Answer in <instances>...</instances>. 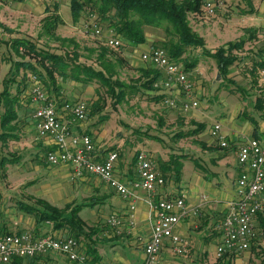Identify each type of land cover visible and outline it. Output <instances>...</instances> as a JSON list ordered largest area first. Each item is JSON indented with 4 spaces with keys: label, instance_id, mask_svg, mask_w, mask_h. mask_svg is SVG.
Here are the masks:
<instances>
[{
    "label": "rangeland",
    "instance_id": "rangeland-1",
    "mask_svg": "<svg viewBox=\"0 0 264 264\" xmlns=\"http://www.w3.org/2000/svg\"><path fill=\"white\" fill-rule=\"evenodd\" d=\"M216 1H220L221 6L217 8L214 15H206L204 12L188 15L190 26L203 37L205 48L214 51L228 42L241 39H245V42L242 48L237 50L241 59L230 67L229 77L232 82L227 79L222 81L221 77L217 78L216 61L205 53L202 47L188 48L183 54V57L189 61H195V65L185 71L193 83L192 97L197 101V107L186 110L180 103L176 106H168L163 99H154L156 93L160 92L174 97L178 102L186 98L181 91L171 94L161 83L156 86L154 83L158 91H142L130 87L134 85V80L138 77L137 67H154L148 62L141 61L140 55L142 50L162 48L158 46L165 37V31L161 25L145 26L146 41L137 46L126 44L119 37L122 45L118 51H121L120 55L126 61L119 68L118 78L128 85L127 94L121 101L117 102L114 96L106 92L107 87L97 82L85 84L69 78L62 79L59 76L56 80L59 86L58 94H53L63 101L75 99L87 101L89 110L86 117L76 125L87 130L99 147L104 145L109 148L117 144L125 150L129 160L137 150L148 151L152 153L158 164L160 162L171 164L170 159L179 157V178L175 179V175L171 172L169 174L174 176V179L170 178L174 180L175 185L179 186L178 189L174 188L173 192H179L190 202L195 203L200 201L202 193L207 198L205 200L219 196L225 199L231 196L233 178L237 174L233 158L225 160L228 161L227 164L224 162L218 165L214 156L223 149L218 147L216 140L209 141L210 127L216 121L228 123L229 117L230 123L237 122L236 124L239 123L238 125L242 126L250 121V116L257 121H264L259 111L253 106L257 95L263 92L261 89L264 88V79L258 73L254 81L249 71L252 62L259 56H264V24L262 26L264 0ZM49 13H57L61 19V22L58 21L56 25L55 35L72 37L77 41L78 61L98 67L96 52L91 48L98 47L105 38L94 35L89 28H86L91 13L85 12L80 21L74 23L70 0H0V91L3 88V79L10 77L13 71V82L17 77H21L24 83L32 79L28 69L20 67L17 70L16 62L35 63L29 51L22 48L20 49L22 53L17 54L6 41L30 40L38 48L43 47L56 53L64 52L60 41L43 32V24ZM94 17L97 19L96 15ZM97 22L100 21L97 19ZM100 23L102 29H106V24ZM249 29L255 30L252 38ZM67 50L71 51V46ZM164 74L161 70V75ZM13 82L9 86L11 95L15 94ZM97 85H100L98 86L99 99L95 92ZM43 88L45 89L44 86ZM45 91L47 94L51 93L48 89ZM94 105L103 114V120H100L95 112L90 114L94 110ZM4 109L3 102L0 100V112ZM198 128L199 131L193 132ZM6 144L0 143L1 151ZM13 144H18V148H14V153L16 155L20 152V157L0 160V197H5H3L6 199L5 205L22 203V201L37 203L43 200L65 213L79 207L80 215L85 219L84 222L92 227L99 222L97 214L106 215L111 211L108 204H88L101 197L112 202L113 195L107 191L103 183L90 177L89 180L72 179L71 171L67 167H51L46 162L42 151L38 157L36 150L34 152L32 148H27L30 143ZM13 144H9L10 147ZM209 145L213 147L210 148ZM115 149L118 154L120 153L119 158H121L122 151L117 147ZM181 179L182 182L179 183ZM169 182L173 187L172 181L169 180ZM88 224H86L87 229L90 227ZM258 240L260 247L263 248L264 233L258 235ZM80 241L83 243L84 239ZM251 245L249 249L235 254L236 259L234 258L231 264H259L261 259H264V255H256ZM203 248L207 249L209 259H214V243H208ZM193 250L188 247L183 254L167 251L160 259L159 254L157 264H220L218 258L200 259L196 255L194 259L188 255V253L192 254Z\"/></svg>",
    "mask_w": 264,
    "mask_h": 264
},
{
    "label": "built area",
    "instance_id": "built-area-1",
    "mask_svg": "<svg viewBox=\"0 0 264 264\" xmlns=\"http://www.w3.org/2000/svg\"><path fill=\"white\" fill-rule=\"evenodd\" d=\"M201 1L206 15H214L221 6L220 1ZM90 16L86 28L96 36H104L108 45L119 47L121 40L113 35V31L102 29L95 15ZM140 57L142 61L164 71L165 76L159 77L155 86L161 83L171 94L177 89L186 97L178 102L174 97L166 96L163 98L166 105L176 106L180 103L186 110L197 107L198 103L192 97L193 83L181 62L170 58L166 50L158 47L142 51ZM258 73L264 79V67L259 68ZM32 80L29 97L34 108L38 133L49 135L56 144L55 150L47 152L46 161L51 165L69 164L75 175L91 173L123 197L128 204V227L125 229L127 233H131L135 225L137 190H144L149 195L151 207V236L143 247V264H157L158 255L165 242L171 245L176 254H183L188 241L176 233L175 227L189 212L196 213L198 207L188 206L183 194L151 198L165 183V177L154 156L148 151H137L134 162L136 177L128 184L121 181L115 175L118 153L110 150L103 156L99 155L90 134L73 130L72 123L83 121L86 117V101L64 102L61 108L69 115L70 120L64 119L58 112L56 102L49 97L41 82L35 76H32ZM209 135L221 147L228 146L219 122L210 127ZM236 161L241 167L236 179V196L227 203L226 212L219 224L221 239L216 247V256L225 252H243L250 248L252 240L264 233V228L259 226V218L264 217V136L243 138L237 146ZM105 223L120 232L122 218L112 213L106 217ZM48 253L64 255L71 264H92L81 243L74 237L53 234L35 236L28 230H0V264H10L14 257H34Z\"/></svg>",
    "mask_w": 264,
    "mask_h": 264
},
{
    "label": "trees",
    "instance_id": "trees-1",
    "mask_svg": "<svg viewBox=\"0 0 264 264\" xmlns=\"http://www.w3.org/2000/svg\"><path fill=\"white\" fill-rule=\"evenodd\" d=\"M54 6L56 7L57 5ZM70 10L74 23L79 22L85 15V12L93 13L100 22L106 24L107 30L111 29L113 31L115 37H120L126 44L133 46L145 43V26L161 25L165 31V37L160 41L158 46L164 48L170 58L179 62L182 61L185 69L188 70L195 65V61H189L186 57H183V54L188 48L195 49L202 47L203 51L208 53V55L216 61L218 73L222 81L227 79L229 82H232V79L229 77L230 67L237 60L241 59L237 54V50L241 49L245 42V39L228 42L225 45L219 46L214 51L205 48L203 37L192 29L188 19L189 14L196 15L199 12H204L201 0H70ZM58 21L61 22V19L57 13H49L43 24V32L48 36H52L55 40L60 41L63 47V53L52 52L43 47L38 48L30 40L14 39L10 42L6 41L17 54L22 53L20 49L23 48L33 55L31 58L34 59L35 63L31 61H23V63L20 61L16 62L15 66L17 65V70H19L20 67L28 69L32 76H35L41 84H43L45 89L50 90L51 93L48 95L51 99L54 98L53 100H55V102L56 97L54 95L58 94L57 92L59 90V86L56 84L58 76L62 79L69 78L85 84L97 82L101 86H106V92L114 96L117 102L124 99L127 94L126 88L128 85L118 78L119 68H121L126 61V59L120 55L121 51H118L122 42L119 47H113L103 41L98 47L91 48V50L96 52V64L98 65L96 68L93 65L78 61L79 53L76 48L79 45L74 38L55 35V28ZM100 22L98 23L101 26ZM249 33L252 38L255 35V30L249 29ZM70 46L72 50L68 51L67 48ZM261 67H264V59H257L252 62L249 71L254 77V81H256V75H258V70ZM13 72L10 73V77L3 79V88L2 91H0V100L3 102L5 108L2 114H0L1 125L6 121L9 122L13 120L15 116L14 108L19 102L18 95H11L9 91L10 83L13 82ZM137 72L138 77L134 80V85H130V87L142 91H158L154 86V83L161 75V71L158 68L152 66H139L137 67ZM100 85L96 86L95 92L97 96L99 92L98 86ZM261 90H263V92L257 95L253 106L254 109L259 111V115L264 120V88ZM165 96V93H156L154 99H163ZM97 98L99 99V96ZM57 100L58 103L56 102V105H62L66 102L61 99ZM95 105L93 106V112L90 114L92 115L95 112V114L99 115V119L103 120V114L100 113ZM249 119L254 125V136H259L257 133V119L253 116H250ZM197 131H199V128L193 130V132ZM88 134L90 133L88 132ZM180 135L181 134H179V136ZM218 147L223 150L227 149L220 145H218ZM178 158L179 157H175L173 160H169V162L171 161L174 163L173 166L172 163L160 162L158 165L162 173L170 174L171 172L175 175V178L178 179L180 176V161ZM90 204H93V202ZM19 205L34 217L35 228L33 233L35 235L39 234L41 224L50 222L52 230H65L67 233H60L58 236L74 237L80 243L81 239L87 240L91 238L93 227L87 229L86 223L79 216V207H75L68 213H65L43 200H39L37 203H26L22 201ZM259 226L264 228V217L259 218ZM260 246L261 244L257 236L252 240L251 245L256 255H264V247L262 248ZM86 251L87 255L89 253L91 263L95 264V250L88 249ZM235 254L236 253L225 252L218 257V262L220 264H231L235 258ZM39 258L40 255L34 257H14L10 264H34ZM259 264H264L263 258Z\"/></svg>",
    "mask_w": 264,
    "mask_h": 264
},
{
    "label": "crops",
    "instance_id": "crops-1",
    "mask_svg": "<svg viewBox=\"0 0 264 264\" xmlns=\"http://www.w3.org/2000/svg\"><path fill=\"white\" fill-rule=\"evenodd\" d=\"M263 24L264 23H262V26ZM258 59H264V56L263 57L259 56ZM10 65L12 66V63ZM164 76L165 74L160 75L161 78H163ZM13 83L14 84L12 85L15 87V94L18 95L20 99L14 109L15 116L13 120L9 122L6 121L3 125L0 124V143H4V144L8 143L5 145L3 151L0 150V160L2 158L11 160L12 158L20 157L19 156L20 152H17L16 155L14 153L15 152L14 148H18V144H13V143H30V145L27 146V148H32L34 152L36 150V155H38V157L40 152L42 151L46 159L47 152L50 150H55L56 144L53 138L50 137L49 135H39L38 133L36 126L37 122L34 117V108L30 102V97H29L30 91L32 89L33 80L30 78L29 82L24 83L22 82L21 77H17L16 81ZM177 93L180 92L179 90L175 89L174 94ZM57 99L59 98H56V102L58 101ZM77 100L79 99H75L69 102H74ZM57 105H58L57 108L59 114L64 119L70 120L69 115H67L62 111L61 108L62 105L61 104L60 105L57 104ZM0 114H2V112H0ZM230 120L231 119L229 117L228 123L216 121L221 124V132L224 135L225 139L228 141V146L225 147L227 149L219 150L214 157H216L218 165L222 163L224 164V162H226L227 164L228 161L225 160L229 158H233L237 174L233 178V188H232L231 196H228L227 198L225 197V199H223L222 196L221 197L219 196L218 198L205 200L207 198H205L204 193H202V196H200L199 199L200 201L198 200L199 201L198 203L190 202L185 197L186 204L190 207H198V211L196 213L189 212L185 217H183L179 221V223L175 227L176 233L187 239L188 241L187 248L189 247V249H194L192 254L188 253V255L194 257V259L196 258L195 257L196 255L200 259L203 258L209 259L207 255V249L203 248V246H206L208 243H214V259L220 257V256H216V247L221 239V230L219 229V224L226 212L227 203L230 200L234 199L236 196V189H237L236 179L241 171V167L237 164L236 161L237 146L240 144L243 138L254 136V125L250 121L242 126V125H238L239 123L236 124L237 122H235V120H233V122L235 123H230ZM77 123L78 122L72 123V127L74 131L78 133H88L87 130H85L84 128H80L79 125H76ZM257 133L259 136H264V121L262 122L257 121ZM208 139L209 141L216 140L212 138L209 134H208ZM9 144H13V145H11L10 147ZM94 144L97 153L101 156H103L110 150H116L115 149L116 147L122 151V156L121 158H119L120 153L118 154V159L115 165V175L121 181L128 184L136 177L134 162H135L136 152L139 150L135 151L129 160V157H127L125 150H122V147L118 146L117 144L109 148L107 146L104 147V145L103 147H99L96 143ZM218 145L220 144L218 143ZM209 147L211 148L213 147V145H209ZM52 166L67 167L71 171L72 179L89 180L90 178H93L103 183L107 191L112 193L113 195V199H111L112 202L110 200L104 199L103 197L98 198L96 201H92L93 204L94 203H100V204L103 203L104 205L108 204L111 211L106 215L97 214L99 218L97 221H99L100 223L99 222H98L99 224L96 223V225L93 227V233L90 236L91 238L84 240L83 243H81V247L85 252H87L86 250L88 249L95 250L96 252V257L94 260L95 264H143L144 262L143 247L145 242L151 236V218H150L151 207L148 201L149 195L144 190L141 189L137 190L138 197L135 201V210H134L135 225L132 228L131 233H127L125 229L128 227V222L126 217L128 204L123 197H121L114 190L107 187L106 184L99 177L91 173L84 172L81 175H75L72 171L71 166L66 163L51 165V167ZM160 172L162 173L161 169ZM163 175L165 177V183L161 188H159V190H157L155 195H152L151 197L152 199H157L160 197L168 198L180 194L179 192L178 193L173 192L174 188L179 187L178 184L175 185V183L173 182L174 176L169 175V173L168 174L164 173ZM170 177H172L173 179H171ZM169 180L172 181L174 185L173 187L170 186L171 183L169 182ZM181 182L182 179L180 180L179 183ZM3 197H0V230L5 232H22L28 230L33 233V230L35 228L34 217L30 215L24 208H21V206L19 205L20 202H17V204L10 203L5 205L4 203L6 202V199H3ZM80 213L81 211H79V216L83 220H85L84 217L80 215ZM112 213H115L122 218V225L120 226V232H118L116 229L109 227L105 223L106 217ZM90 227H92V225ZM40 228L41 229L38 235H35L33 233L35 236H41L44 234H53L58 236L60 235V233H66L65 230H52L51 229L52 225L50 222L41 224ZM167 251H171L172 253L176 254L173 248L171 247V245L168 242H165L159 253L160 254L159 259L161 256L165 255V252ZM214 259H209V260H214ZM241 263H243L242 260ZM34 264H71V263L64 255L56 254V253H48V254L40 255V258Z\"/></svg>",
    "mask_w": 264,
    "mask_h": 264
},
{
    "label": "water",
    "instance_id": "water-1",
    "mask_svg": "<svg viewBox=\"0 0 264 264\" xmlns=\"http://www.w3.org/2000/svg\"><path fill=\"white\" fill-rule=\"evenodd\" d=\"M217 78H220V74L219 73L217 74Z\"/></svg>",
    "mask_w": 264,
    "mask_h": 264
}]
</instances>
